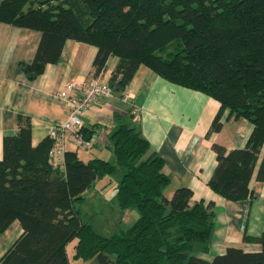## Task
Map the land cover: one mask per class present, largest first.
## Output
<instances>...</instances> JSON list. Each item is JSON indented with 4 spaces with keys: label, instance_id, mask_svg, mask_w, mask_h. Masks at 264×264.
<instances>
[{
    "label": "trees",
    "instance_id": "16d2710c",
    "mask_svg": "<svg viewBox=\"0 0 264 264\" xmlns=\"http://www.w3.org/2000/svg\"><path fill=\"white\" fill-rule=\"evenodd\" d=\"M0 21L40 30L35 55L24 64L29 77L57 61L72 38L97 46L92 76L110 55L118 57L107 81L114 91L123 92L145 64L208 93L220 102L211 129H220L224 108L252 123L243 146L212 143L217 162L208 185L226 199L251 197L258 161L256 179H264V0H0ZM130 113H114L107 141L113 159L85 161L67 149L62 169L49 162L51 138L32 145L30 118L19 117L17 133L3 137L0 231L18 219L23 232L1 264H77L67 252L74 238L73 258L96 257L98 264H264V231L256 237L259 250L228 245L210 260L196 254L209 247L214 203L193 201L186 185L167 194L164 160ZM82 133L93 136L84 125ZM105 175L116 177L117 213L137 211L130 225L110 233L84 209L86 191Z\"/></svg>",
    "mask_w": 264,
    "mask_h": 264
},
{
    "label": "crops",
    "instance_id": "0c3cea01",
    "mask_svg": "<svg viewBox=\"0 0 264 264\" xmlns=\"http://www.w3.org/2000/svg\"><path fill=\"white\" fill-rule=\"evenodd\" d=\"M40 38V30L0 21V159L3 156V137L17 133L20 116L30 118L31 144H37L47 136L52 122L66 117L67 105L57 97L64 83L69 78L96 77L108 81L118 60L116 55H110L102 72L98 76H92L97 46L68 38L58 60L46 62L39 73L29 77L24 64L32 61ZM219 107V100L208 93L173 82L151 67L140 64L123 92L113 89L112 95L101 97L99 103L81 112L84 126L93 135L90 145L80 147L70 140L66 144V150H75L86 161L95 156L81 157L79 152L96 147L101 154L94 155L113 159L107 141L114 124V113L130 111V116H133L134 123L149 141L151 149L164 160L165 171L171 176L168 191L186 185L193 191V201L202 199L204 202L211 200L214 203L215 225L209 247L196 254L210 260L228 245L256 251L261 248L256 237L264 231V179H256L259 161L250 180L253 189L251 197L226 199L208 185L217 162L212 143H221L227 149L241 147L252 128L248 119L229 116V109L224 108L220 116V129H211ZM104 144L107 149L103 148ZM103 149L105 155L102 154ZM110 153L112 157L108 158ZM98 180L100 179H97L94 188L100 187V190H90L87 193L89 199L109 190L106 178H101V182ZM127 210L120 216L115 208L117 222L114 228L111 227V231L122 225ZM111 212H114L113 206ZM22 232L18 219L12 220L0 231V260ZM67 252L69 258L77 264H98L94 257L83 262L73 258L74 248L72 253L67 248Z\"/></svg>",
    "mask_w": 264,
    "mask_h": 264
},
{
    "label": "built area",
    "instance_id": "2783aa9c",
    "mask_svg": "<svg viewBox=\"0 0 264 264\" xmlns=\"http://www.w3.org/2000/svg\"><path fill=\"white\" fill-rule=\"evenodd\" d=\"M113 94V88L100 78H69L59 89L57 97L67 105L66 117L50 124L47 136L51 138L48 159L53 167H64L66 144L72 140L76 146L86 147L91 139L82 133L81 112L99 103L101 97Z\"/></svg>",
    "mask_w": 264,
    "mask_h": 264
},
{
    "label": "rangeland",
    "instance_id": "374dc122",
    "mask_svg": "<svg viewBox=\"0 0 264 264\" xmlns=\"http://www.w3.org/2000/svg\"><path fill=\"white\" fill-rule=\"evenodd\" d=\"M105 149H107V145L104 144ZM102 149V147H101ZM105 149L102 150V154L105 155ZM107 151V150H106ZM101 154V151L96 148V147H91V148H87L85 150H82L79 152V154L81 155V157H87V156H96L94 154ZM109 152H107L108 155ZM112 157V154L110 153V156L108 158ZM104 178H106L107 181H109L110 177L112 178V180L107 184L109 186V190H105L104 193H99V195L93 196L92 199H89L87 197V193L90 190H96L97 188H91L89 190L86 191V206L84 207V209L87 212V218H89L93 224L96 226V228L98 230H100L101 232L104 233H109L115 226H116V222H117V214H115V208H116V198H115V194H114V188L112 189V187L114 186V184L116 185V177L115 176H111V175H105L103 176ZM102 177V178H103ZM101 180V178H99ZM100 180H98L99 182H101ZM100 190V187L97 189ZM96 190V191H97ZM172 191H168L167 190V194L171 195ZM103 203V204H102ZM111 206H113L114 208V212H111ZM133 216V217H131ZM137 216V211L134 208H128V210L125 213V217L122 221V225L123 226H128L130 225L136 218ZM113 227V228H111ZM76 241V239H72L69 243H68V251L70 253L73 252V243ZM80 259L81 262L85 261L84 259L78 258ZM94 259H96L94 257ZM91 258L87 259V261H90Z\"/></svg>",
    "mask_w": 264,
    "mask_h": 264
},
{
    "label": "water",
    "instance_id": "95a60500",
    "mask_svg": "<svg viewBox=\"0 0 264 264\" xmlns=\"http://www.w3.org/2000/svg\"><path fill=\"white\" fill-rule=\"evenodd\" d=\"M132 115V114H131Z\"/></svg>",
    "mask_w": 264,
    "mask_h": 264
}]
</instances>
